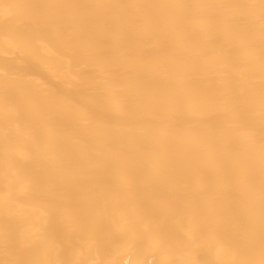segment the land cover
<instances>
[{
	"label": "bare ground",
	"instance_id": "6f19581e",
	"mask_svg": "<svg viewBox=\"0 0 264 264\" xmlns=\"http://www.w3.org/2000/svg\"><path fill=\"white\" fill-rule=\"evenodd\" d=\"M0 264H264V0H0Z\"/></svg>",
	"mask_w": 264,
	"mask_h": 264
}]
</instances>
